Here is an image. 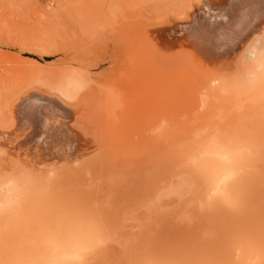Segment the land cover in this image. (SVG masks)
Returning <instances> with one entry per match:
<instances>
[{
	"label": "rangeland",
	"instance_id": "rangeland-1",
	"mask_svg": "<svg viewBox=\"0 0 264 264\" xmlns=\"http://www.w3.org/2000/svg\"><path fill=\"white\" fill-rule=\"evenodd\" d=\"M138 1L0 0V264H264V0Z\"/></svg>",
	"mask_w": 264,
	"mask_h": 264
},
{
	"label": "bare ground",
	"instance_id": "bare-ground-1",
	"mask_svg": "<svg viewBox=\"0 0 264 264\" xmlns=\"http://www.w3.org/2000/svg\"><path fill=\"white\" fill-rule=\"evenodd\" d=\"M93 1V0H92ZM114 1H116V0H114ZM119 1H123V0H119ZM125 1V0H124ZM131 1H133V0H131ZM138 1V0H137ZM127 2V1H126ZM139 2V1H138ZM85 16V15H84ZM183 27V26H182ZM180 32V31H179ZM262 34V33H261ZM260 34V35H261ZM263 37H260V36H258V37H256V39L255 40H253L252 41V43H250V45H249V47H248V49L246 50L247 52L249 51L250 53H252V50L253 49H255V53H254V55L255 56H257V58L259 59V60H257L258 62H259V66H264V39H262ZM228 43V42H227ZM221 48V47H220ZM220 51H221V49H220ZM253 55V54H252ZM254 56V57H255ZM204 60V59H203ZM256 61V62H257ZM257 64V63H256ZM257 67V66H256ZM255 70H257L258 68H254ZM254 69H252V70H254ZM252 72V71H251ZM263 72V71H262ZM257 72H255V74H250V76H249V79H252L253 77H255L256 75H259L258 73L256 74ZM249 75V74H248ZM149 76V75H148ZM148 76H146V77H148ZM153 76V75H152ZM156 76V75H155ZM168 76V75H167ZM213 76V75H212ZM239 76V75H238ZM152 78V77H151ZM149 79V78H148ZM254 79V78H253ZM158 80V79H157ZM221 80V79H220ZM211 81V80H210ZM71 85L73 86V88H75V89H79V88H82V86L79 84V83H76V82H74V83H71ZM152 86V85H151ZM212 86V85H211ZM203 88V87H202ZM158 90V89H157ZM165 90V89H164ZM163 91V90H162ZM150 93V92H149ZM152 93V92H151ZM153 94V93H152ZM155 94V93H154ZM157 94V93H156ZM155 94V95H156ZM163 94V93H162ZM164 94H165V92H164ZM163 94V95H164ZM166 95V94H165ZM153 96V95H152ZM157 96H159V95H157ZM149 97V96H148ZM150 97H151V94H150ZM149 97V98H150ZM72 98V97H71ZM153 98L155 99V97L153 96L152 98H150V99H152L153 100ZM168 98V97H167ZM70 99V98H69ZM209 99V98H208ZM149 100V99H148ZM166 101V100H165ZM151 102V101H150ZM169 102V101H168ZM154 102H152L151 104H153ZM218 157H219V159H221L222 161H223V163H228V162H230V161H232L233 159H235L236 158V153L235 152H233V151H231V150H229V149H227V148H219V149H217L216 150V153H215ZM12 170V169H11ZM8 171V170H7ZM211 174V173H210ZM190 175V174H189ZM1 176V175H0ZM177 176V175H176ZM175 176V177H176ZM228 177H230V173H224V174H222L215 182H216V184H214L215 185V188L216 189H218V187H220V186H222V185H224L225 186V181H226V179L228 178ZM178 179H180V178H182V175L181 176H178L177 177ZM184 178V177H183ZM189 178V177H188ZM22 179V178H21ZM185 179V178H184ZM169 180V179H168ZM172 180V179H171ZM193 180H194V178H193ZM15 181H16V179H15ZM172 182V181H171ZM14 179L13 178H7V174H3L2 175V177H1V180H0V197L2 198V199H7L8 197H9V194H10V190L11 189H13V187L15 188L16 187V183H14ZM171 183H169V184H167L168 185V189H167V187H166V190H167V192L165 193L166 195H168V193L171 191H175V190H172V188L174 187V185H170ZM13 185H15V186H13ZM170 185V186H169ZM200 186V185H199ZM174 189V188H173ZM187 189V188H186ZM221 189V188H220ZM162 190V189H161ZM158 191V190H157ZM165 191V190H164ZM219 191H221V190H219ZM219 193L218 192V190L217 191H215V193ZM164 193V192H163ZM186 193V192H185ZM158 194V197H159V192L157 193ZM157 194H156V196H157ZM161 194V193H160ZM198 194V193H197ZM162 195H164V194H162ZM203 196L205 195V197H206V195H208L207 193L206 194H202ZM161 196V195H160ZM185 196H186V194H185ZM209 196V195H208ZM212 196V195H211ZM167 197V196H166ZM199 197V196H198ZM213 197H215V196H213ZM207 198H209L211 201H212V197L210 198V196L209 197H207ZM202 199H205V198H202ZM197 200H200V199H197ZM210 201V202H211ZM200 202V201H199ZM203 202V201H202ZM209 202V201H208ZM187 203V202H186ZM206 204V203H205ZM204 205V204H203ZM150 206V205H149ZM154 208V207H153ZM2 212V209H0V213ZM185 212H186V210H185ZM135 213V212H134ZM192 215V214H191ZM146 216V215H145ZM124 219V218H123ZM128 220V219H127ZM139 221V220H138ZM1 225H2V223H1ZM1 227V226H0ZM61 232V231H60ZM123 232V231H122ZM54 245V244H53ZM57 245V244H56ZM105 245V244H104ZM58 246V245H57ZM109 246V245H108ZM112 246V245H111ZM53 247V246H52ZM68 248V247H67ZM79 248V247H78ZM44 249H45V247H44ZM98 251V250H97ZM105 251V250H104ZM78 253H81V252H78ZM82 254H83V252H82ZM95 254V253H94ZM94 254H92V255H94ZM19 255V254H18ZM41 255V254H40ZM84 255V254H83ZM36 256V255H35ZM85 256V255H84ZM46 257V256H45ZM48 257V256H47ZM17 258H18V256H17ZM24 258V257H23ZM42 258H43V256H42ZM85 258V257H84ZM83 257H82V260H84V262L87 260H85ZM89 258H91V256L89 257ZM17 260V259H16ZM21 260V259H20ZM25 261V260H24ZM26 261H27V259H26ZM30 261V260H29ZM29 261H27V262H29ZM31 261H34V258H33V260H31ZM14 262H16V261H14ZM44 262V261H43ZM51 262L52 261H50V262H48V263H44V264H51ZM77 262H78V259H77ZM11 263V262H10ZM22 263V260H21V262H20V264ZM34 263H35V261H34ZM29 264V263H28ZM79 264H81V263H79Z\"/></svg>",
	"mask_w": 264,
	"mask_h": 264
},
{
	"label": "clouds",
	"instance_id": "clouds-1",
	"mask_svg": "<svg viewBox=\"0 0 264 264\" xmlns=\"http://www.w3.org/2000/svg\"><path fill=\"white\" fill-rule=\"evenodd\" d=\"M260 33H254L252 36V39L248 41V43H252L253 40L256 39L257 36H259ZM245 49H241V52H243ZM255 49L252 50V53L254 54ZM16 192L15 189L10 190L9 197L7 199H0V209H4L6 207H9L15 199ZM77 252L75 250H65L59 246H55L53 248V258L51 264H78L76 260Z\"/></svg>",
	"mask_w": 264,
	"mask_h": 264
}]
</instances>
